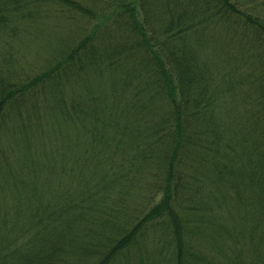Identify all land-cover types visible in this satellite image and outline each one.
<instances>
[{
  "label": "trees",
  "instance_id": "trees-1",
  "mask_svg": "<svg viewBox=\"0 0 264 264\" xmlns=\"http://www.w3.org/2000/svg\"><path fill=\"white\" fill-rule=\"evenodd\" d=\"M0 264H264V0H0Z\"/></svg>",
  "mask_w": 264,
  "mask_h": 264
},
{
  "label": "rangeland",
  "instance_id": "rangeland-1",
  "mask_svg": "<svg viewBox=\"0 0 264 264\" xmlns=\"http://www.w3.org/2000/svg\"><path fill=\"white\" fill-rule=\"evenodd\" d=\"M38 50H39V52H41V53H43L44 51H45V49L44 48H42V47H36ZM33 53H35V52H37L36 50H33L32 51Z\"/></svg>",
  "mask_w": 264,
  "mask_h": 264
}]
</instances>
